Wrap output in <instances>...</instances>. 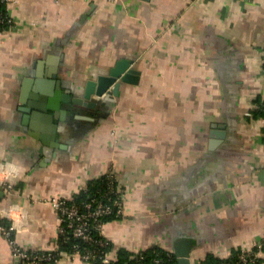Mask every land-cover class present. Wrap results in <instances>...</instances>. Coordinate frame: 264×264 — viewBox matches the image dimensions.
Here are the masks:
<instances>
[{
  "label": "crops",
  "instance_id": "0c3cea01",
  "mask_svg": "<svg viewBox=\"0 0 264 264\" xmlns=\"http://www.w3.org/2000/svg\"><path fill=\"white\" fill-rule=\"evenodd\" d=\"M8 8L0 161L18 174L11 191L0 185V210L13 208L19 246L59 249L53 199L109 173L125 195L124 217L103 226L113 257L121 248L174 250L184 238L197 263L264 239V117L251 115L255 98L264 100V0H17ZM120 59L132 60L137 82L87 98L88 80ZM56 90L70 99L48 109L50 122L31 103ZM0 264H18L1 231Z\"/></svg>",
  "mask_w": 264,
  "mask_h": 264
},
{
  "label": "built area",
  "instance_id": "2783aa9c",
  "mask_svg": "<svg viewBox=\"0 0 264 264\" xmlns=\"http://www.w3.org/2000/svg\"><path fill=\"white\" fill-rule=\"evenodd\" d=\"M16 1L17 0H0V22H3L6 18V16L3 15L1 5L7 4V6H9V4ZM6 15L9 17L8 21L14 24V18L9 13ZM17 174L18 168L13 163L0 161V185H4L8 191H11L14 188L13 178ZM107 175L110 178V183L115 185L113 191L116 196L112 201H110L111 203H106L100 200L97 201L96 204L93 202H87L85 204V208L82 209L77 202L70 199H53V205L60 218V225L58 228L59 235L64 236L65 238H78L88 243L107 244V242L102 239L96 238L92 233V229L99 230V232L103 234V226L105 222L102 220V217L112 214L115 208L117 209V213L124 215L125 204V195L122 188L118 185L116 176L111 173ZM83 188H85V186ZM12 210V207L0 210V217L7 219L9 222L0 223V231L9 240L12 246L13 255L18 261V264H43L45 261H54L55 263L63 257L73 256H80L84 260L92 262L90 259L98 255H93L90 251L85 254H82L79 251L70 253L61 251L59 253H54V250L40 251L22 248L18 245L14 237L16 224ZM140 252L141 251L134 252V254L130 256V259L123 264H167L161 257H155L151 262H148L145 260L146 257ZM166 252L168 256L176 258L173 250L167 249ZM205 258L206 257L202 258L195 264H204L203 260ZM263 258L264 239L256 241L254 246L250 249H240L235 251V253L232 252L229 256L222 257L215 264H259V260ZM117 259L118 258L116 256H112V251H108L104 256H102L103 264H119L116 262Z\"/></svg>",
  "mask_w": 264,
  "mask_h": 264
},
{
  "label": "trees",
  "instance_id": "16d2710c",
  "mask_svg": "<svg viewBox=\"0 0 264 264\" xmlns=\"http://www.w3.org/2000/svg\"><path fill=\"white\" fill-rule=\"evenodd\" d=\"M1 9L3 11V15L6 16L3 22H0V29L6 30L13 27V23L8 21L9 17H7V13H9V8L7 4L1 5ZM256 103V106L251 110V115L253 117H264V100L260 98H255L254 100ZM110 178L107 174H104L100 177L90 179L87 184L85 185V188H82L79 193L74 195L70 200L77 202L80 207L83 209L85 208V204L87 202H93L96 204L97 201H104L106 203H111L116 194L113 191L114 186L112 183H110ZM124 217L123 214L117 213V209H114V212L110 215H106L102 217V220L106 223L111 220L115 219H122ZM0 223H9L7 219L0 217ZM93 235L98 238L102 239L103 241L107 242V244H96V243H88L84 240L78 239V238H65L64 236L59 235L58 237V244L59 249L54 250V253H59L61 251L64 252H75L79 251L82 254H85L86 252L92 253L93 255H96L95 257L91 258L90 261L96 263V264H103L102 262V256L105 255L108 251L112 250L113 243L110 239L105 237L103 234L99 232V230L92 229ZM41 251V250H40ZM146 258L145 260L148 262H151L152 259L155 257H161L164 259V262L167 264H177V259L175 257H170L167 255L166 249H163L158 246L150 247L146 250L141 251ZM235 253V252H234ZM134 252L128 251L124 248H121L118 250L117 255L118 259L116 262L119 264H123L126 261L130 259V256L133 255ZM235 257V256H233ZM221 258H216L214 256L208 255L204 260V264H215L217 261H219ZM264 259L259 260V264L263 262ZM43 264H54V261L48 262L45 261Z\"/></svg>",
  "mask_w": 264,
  "mask_h": 264
},
{
  "label": "water",
  "instance_id": "95a60500",
  "mask_svg": "<svg viewBox=\"0 0 264 264\" xmlns=\"http://www.w3.org/2000/svg\"><path fill=\"white\" fill-rule=\"evenodd\" d=\"M132 63V60L120 59L112 68H110L108 72L99 74L95 78H91L90 80H88L86 97H101L106 93L117 95L122 84L127 82H137L139 71L135 67L131 66ZM47 93H50L49 96L45 94L40 95V102H32L31 106L35 109V111L33 112L34 114L37 113L38 115H42L50 122H52L54 120L55 114L49 112L48 109L60 108L58 104L60 98L68 101L70 99V95L63 94L60 90H56L53 92L49 91ZM73 101L82 103V100L77 98H74ZM89 105L94 106L95 103L92 102ZM24 110L31 111V109L28 107L24 108ZM62 113H64L63 110ZM215 131L216 132L214 133H216L219 137H222L224 135V130ZM41 152L47 156L50 155L48 149L46 148L41 149ZM192 248V241L186 240L184 238L178 240L175 243L173 251L176 255L177 264H195L191 259Z\"/></svg>",
  "mask_w": 264,
  "mask_h": 264
},
{
  "label": "rangeland",
  "instance_id": "374dc122",
  "mask_svg": "<svg viewBox=\"0 0 264 264\" xmlns=\"http://www.w3.org/2000/svg\"><path fill=\"white\" fill-rule=\"evenodd\" d=\"M238 251V250H237Z\"/></svg>",
  "mask_w": 264,
  "mask_h": 264
}]
</instances>
